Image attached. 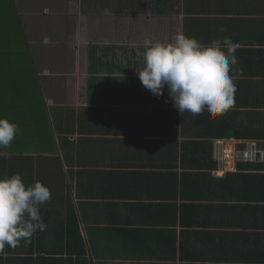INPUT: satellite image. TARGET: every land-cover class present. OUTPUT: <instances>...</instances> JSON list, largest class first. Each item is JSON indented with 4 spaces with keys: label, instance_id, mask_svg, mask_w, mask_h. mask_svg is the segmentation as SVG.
<instances>
[{
    "label": "crops",
    "instance_id": "1",
    "mask_svg": "<svg viewBox=\"0 0 264 264\" xmlns=\"http://www.w3.org/2000/svg\"><path fill=\"white\" fill-rule=\"evenodd\" d=\"M16 1L11 0V5L20 23ZM82 1L85 6L81 7L80 16L88 17L87 31L95 19L96 25L90 31L98 23L99 30L107 33L108 15L115 12L123 30L141 38L135 40L129 32L128 37L136 42L126 36V41L119 44L104 39L92 43L94 34L90 32L80 43L72 45L71 57L63 50V56L58 52L47 59L55 72H35L32 66V73L24 70L14 73L18 55L0 56V116L17 123L21 129L11 146L0 150L3 158L0 178L20 173L26 184L42 181L50 188V201L40 207L47 225L46 236L42 237L45 242L55 235V209H66L65 203L69 201L76 208L80 232L93 264H264L260 261L264 251V199L257 197L263 191L255 198L249 197L253 190L264 188V170L236 168L239 161H256L245 159L242 154L250 142L245 141L246 146L239 148V140L232 141L235 156L224 167L217 163L210 170V184L215 181L212 185L198 184L200 178H193L190 193L170 197L169 187L183 190L180 175L175 177L173 173L179 174L182 169L163 164L166 156L158 152L159 145L174 138L182 141V132H191L194 116L189 112L181 115L173 107L167 90L160 97L154 96L143 87L137 72L142 68L147 42H171L173 31L182 30L205 45L220 37L239 44L232 33H243L245 29L222 19L243 17L248 9L245 0ZM60 12L63 10L57 14ZM261 14L256 19H263L264 13ZM43 21L54 31L50 15ZM43 21L32 20L34 32L42 31ZM20 27L22 41L30 54L21 53L19 59L31 63L33 59L34 63L21 23ZM220 27L225 31L220 32ZM159 31L166 33L159 38L156 35ZM244 46L250 45L239 44ZM250 47L264 48V45ZM63 62L70 64L68 70L59 69ZM83 63L84 70L79 68ZM9 82L14 85L13 90L5 87ZM47 86L59 90L62 87L70 97L67 100L49 97ZM159 124L163 128L177 126V136H158L155 129ZM30 129H35L34 134L42 129L51 142L38 140L31 145ZM96 133L113 139L102 137L103 145L95 140ZM116 155L120 157L115 166L118 171H112L109 178L119 174L116 179L124 180L122 183L131 196L125 202L133 203L130 205L106 198L110 192L118 194L119 188L107 190L98 182L107 171L111 156ZM223 188L228 190L225 192ZM196 191L200 195L192 198ZM82 205L87 208L83 214ZM189 218L196 222L193 226L187 224ZM33 242L21 241L25 245L22 254ZM45 249L41 245L39 253L45 254Z\"/></svg>",
    "mask_w": 264,
    "mask_h": 264
},
{
    "label": "trees",
    "instance_id": "2",
    "mask_svg": "<svg viewBox=\"0 0 264 264\" xmlns=\"http://www.w3.org/2000/svg\"><path fill=\"white\" fill-rule=\"evenodd\" d=\"M8 2V4H0V37L3 39L8 38L11 42L17 45V47H21L20 51L17 50V52L14 53L17 54L19 58L21 53L23 56H28L30 52L28 51L26 44L22 41L21 45V40H23V38L20 23L17 20L14 7L11 5V0ZM114 2H116V0H114ZM245 2L248 9H246L243 17L225 18L222 19V21L234 23V25L241 26L245 29L243 33L236 35L239 44L250 46L264 45V18L256 19L258 15L264 13V0H245ZM17 36L21 37L20 41ZM250 46L238 47L235 51L238 64L232 71V74L235 76L236 84V92L234 93V103L232 107L224 114L218 116L209 115L207 111H204L200 115H193V126L190 127L191 132L186 133L183 131L182 141H177L178 139L174 138L172 140H167L163 145H159L158 152L166 156V160H164L165 162H163V164L168 165L171 169H177L178 167L182 169L179 174L177 171H172L175 177L180 175L183 190H172L169 187L171 193L170 197L179 198L190 193V185L193 178L194 180L200 178L201 182L198 184L212 185L215 182L213 181L210 184V181H212L210 170L217 166V161L213 159L212 156V144L215 139L228 138V141L239 140L240 144L237 146L239 148L246 146L245 141H249L250 143L253 142L256 144L255 148L258 151L264 152V48ZM31 56L33 55L31 54ZM49 56L51 57L50 54L47 55V57ZM19 58L14 60V73L22 71V66L25 65L30 66L33 71L32 66H34V63L32 58L33 65L30 60L23 61ZM47 59L45 63L49 64ZM34 70L35 72L43 71L39 70L36 66H34ZM9 79L14 82V79L11 77H9ZM5 87L13 90L14 85L9 82ZM107 95L109 99L108 92ZM0 117L4 118V115ZM161 124L157 125L156 127L158 128L155 129V133L158 136H177V126L168 125L163 128L160 126ZM34 131L35 129H30L32 135L30 136L31 140L29 143L31 145L37 143L38 140L51 142L47 140L49 136L43 133L42 129H38L35 134ZM102 137L105 139H113L103 135L99 136L97 133L94 135L95 140L105 145L101 141H104ZM65 138L69 137L65 136ZM106 152L108 153L109 151L105 150V153ZM259 153L260 152L256 154V158L254 159L256 160L255 162L239 161L237 162L236 168L241 170H264V161L258 160ZM119 158L118 155L111 156V161L109 160L110 164L106 168L107 173L104 172L100 176L98 182L99 185H105L107 190L109 189L112 191L115 188H119L118 194L110 192L105 196L106 198L120 199L121 203L130 205L133 203L125 202V200L129 199L131 196L128 195L130 190L124 187L122 183L124 180L116 179L119 174L113 178H109V174L112 171H118L115 166L118 164ZM0 161H3L2 157H0ZM119 165H121V163ZM119 173L124 174L122 171ZM170 173L172 175V172ZM225 176L228 177L229 173H226ZM170 182L171 176L169 184ZM96 183L97 181H95L94 186ZM222 185L224 184L222 183ZM224 190L226 192L228 188H223V191ZM260 192L262 193L260 194ZM258 194H260L261 197L257 196ZM263 194L264 188H262L261 191L255 189L249 197L252 198V196H254L255 198L257 196L258 198L264 199V196H262ZM199 195L198 191H196L191 196L192 198H195ZM210 197H213V194H210ZM65 206L66 209L62 208L63 211L55 209L54 214L55 220L57 221L54 226L55 235L52 236V238H49L48 241L45 242L46 240L42 238L46 236L44 233L45 230L38 231L35 234L36 236L31 238V241L34 242L27 245V250L23 254L22 251L24 250L23 248L25 245L23 246L21 242L15 248L6 246L4 253L0 254V264H93V259L89 253L86 239L80 232V221L76 208L73 207L69 201L65 203ZM80 208L82 214L84 210H87L83 205ZM186 211L197 210L186 208ZM173 214L175 213L173 212ZM174 218L175 215H173V219ZM195 223L196 222L191 218L187 221L189 226H193ZM192 233L193 232H190V235ZM35 238L37 241H35ZM41 245L47 248L45 249V254H42V252L39 253ZM260 261L264 262L263 250L261 252Z\"/></svg>",
    "mask_w": 264,
    "mask_h": 264
},
{
    "label": "clouds",
    "instance_id": "3",
    "mask_svg": "<svg viewBox=\"0 0 264 264\" xmlns=\"http://www.w3.org/2000/svg\"><path fill=\"white\" fill-rule=\"evenodd\" d=\"M219 31L225 29L220 27ZM238 47L228 37L205 45L178 30L171 42H147L138 76L143 87L156 97L167 90L181 115L189 112L195 116L204 111L222 115L234 103L236 84L232 71L238 64ZM20 132L17 123L0 117V149L9 148ZM227 139L214 140L213 156L215 143ZM50 199L51 190L42 181L26 184L20 173L0 178V254L6 246L15 248L21 241L30 242L38 231L46 229L40 207Z\"/></svg>",
    "mask_w": 264,
    "mask_h": 264
},
{
    "label": "rangeland",
    "instance_id": "4",
    "mask_svg": "<svg viewBox=\"0 0 264 264\" xmlns=\"http://www.w3.org/2000/svg\"><path fill=\"white\" fill-rule=\"evenodd\" d=\"M20 0L16 1V9L18 13V17L23 29V34L25 35V39L28 40L29 49L31 50V54L34 57V63L36 67L39 68V70L43 71H51L55 72L53 67L52 69L49 67L48 64H46V59L48 54L55 55L56 53L60 52V56L64 55L63 50L66 53L65 55L68 57L67 54L70 53L72 48L74 47V43H80L81 39L86 38L90 32H93L94 36L92 38V43H95L98 39H104L108 43H123L126 41L125 37L129 36V32L131 35L134 36L135 40H138L141 38V35L136 37L133 32L128 30H123V23L120 20V18L116 15V13H110L108 15V19L110 21V29L106 33L105 31L99 30L98 23L97 27H95L94 31L92 30V25H96L95 19H93L89 23V29L86 30L87 26V16H80V10L82 6L84 5V1L82 0H22L21 5L19 3ZM8 4L7 0H0V4ZM190 3H194L190 1ZM59 4V5H58ZM28 7L27 9H24V7ZM107 8V6H105ZM65 9H67L65 11ZM110 9V7H108ZM106 9L105 12H108ZM63 10V12H60L57 14V11ZM46 13V14H43ZM104 14V13H103ZM52 17L53 22V30L47 25V23L43 20H46V17ZM112 15V16H110ZM36 17V18H35ZM38 19L42 20L45 24L42 28V31L34 32V27L32 25V20ZM38 26L41 25V23L37 22ZM22 32V31H21ZM165 32V31H164ZM19 33V32H17ZM166 33V32H165ZM165 33L159 31L157 32V37L161 38L165 35ZM129 34V35H127ZM176 32H170V40H173ZM239 34V31H234L232 33L233 36H236ZM19 38V41L21 39L20 36H17ZM42 37H45V41H42ZM132 42L133 41L130 37H128ZM22 45V40H21ZM73 45V47H72ZM21 47L15 45L13 42H11L8 38H1L0 37V55L4 56H13L15 57V54L17 50L20 51ZM57 50V51H56ZM84 50V49H83ZM53 51H56L54 54ZM71 57L72 54H69ZM66 61V57L64 59ZM83 62V61H82ZM140 65V60L138 61ZM142 64V63H141ZM143 65V64H142ZM55 66V65H54ZM58 65H56L57 67ZM82 68V70L85 69V63L79 65V68ZM70 68V64L67 62H63L59 69L61 70H68ZM22 69L25 71H28L29 73H32V69L30 66L25 65L22 66ZM135 72V71H134ZM1 82V81H0ZM15 83L17 84V81L15 80ZM73 88V87H72ZM61 90L55 89L53 87H46V95L49 97H53L56 100H59L60 98H65L66 100L70 97L68 91L64 90L62 87H60ZM66 96V97H65ZM62 99V101H63ZM228 144H230V149L233 150V147L235 145L234 142L229 141ZM232 144V145H231ZM15 146V145H14ZM229 149V150H230ZM1 150V149H0ZM234 154V150H233ZM251 156V155H250ZM249 155L245 157L249 158ZM244 157V158H245ZM60 188L58 190L59 195L62 194ZM66 196V191H65ZM66 202V201H65Z\"/></svg>",
    "mask_w": 264,
    "mask_h": 264
},
{
    "label": "built area",
    "instance_id": "5",
    "mask_svg": "<svg viewBox=\"0 0 264 264\" xmlns=\"http://www.w3.org/2000/svg\"><path fill=\"white\" fill-rule=\"evenodd\" d=\"M228 142L229 141L227 140H218L214 146V159L217 161L218 165L222 167L227 165L228 161L235 156V154H233V150L230 149V144H228ZM251 144L249 143L247 148L242 150L244 157L245 155H251L249 158L245 157V159L254 160L256 158L257 152H260V157L264 158V152L258 151L256 148H254L253 145L256 146L255 143L251 142Z\"/></svg>",
    "mask_w": 264,
    "mask_h": 264
}]
</instances>
